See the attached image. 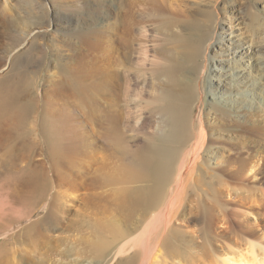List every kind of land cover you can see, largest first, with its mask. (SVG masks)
Instances as JSON below:
<instances>
[{
	"label": "bare ground",
	"instance_id": "1",
	"mask_svg": "<svg viewBox=\"0 0 264 264\" xmlns=\"http://www.w3.org/2000/svg\"><path fill=\"white\" fill-rule=\"evenodd\" d=\"M163 1L159 0L153 6V13L161 17L168 13L166 2ZM258 1L264 4V0ZM118 2L116 15L112 17L110 13L107 15L105 13L98 23L107 30V33L116 29V36L121 42V51L118 50L115 56L118 77L109 76L106 71L99 79V88L96 86L101 95H104L113 106L123 102L121 96L125 94L124 84L120 78L126 69L130 74L135 65L133 59L138 41L134 34L138 30L137 25L139 26L129 0ZM39 3V9L45 10L46 0H39ZM211 8L213 12L209 13L208 18L214 26L206 37H196L185 30L176 33L178 39L185 44L186 60L201 56L202 64L193 62L195 65L192 66L191 72L178 76L176 70L190 62L153 64V67H158L152 70L155 73L163 71L165 80L162 82L164 88L157 90L154 96V103L159 112L154 128L151 129L154 135L149 138L152 152L143 149L133 150L127 142L128 131L132 130L131 125L125 122L126 119L123 117L121 120L120 117L118 119L109 115V110L104 118L101 116L103 121L99 120L100 127L99 124H93V121L91 123L92 126H97L98 129L95 130L101 135L102 142L109 145L107 149L111 145L110 150L113 148L115 153L111 152L114 156L118 155L120 160L119 164L117 162L115 165L118 169H114L113 176L107 180L112 182L106 185L108 188L111 187L110 191H107L106 186L102 184L100 186L103 191L106 189V193H113L112 195L109 193L111 195L108 196L109 200L107 197L104 200H108L109 203L113 196L123 199L121 202L122 204L125 202L126 205H123L129 209L128 211L136 213L157 194L158 186L135 188L133 185L152 179L158 182L170 177L169 187L166 185L168 192L159 201L157 210L150 215L139 214L141 217L138 224H128L125 218L126 224H123L124 220L121 222L116 214H112L116 211L110 208L114 211L110 212V216L105 218L101 216L104 224H98V218L95 224L62 226L52 224L49 215L40 220L44 224L30 221V224L22 227L18 223L26 218H33L37 210L36 201H30V197L37 198L42 194L43 188L53 185L37 170L41 163L35 164L36 170L26 176L27 178L13 179L5 175L6 173L0 174V264H264V220L262 210L256 205L262 197L258 198V194L257 197L255 194L247 196L249 189L245 183L246 179L250 181L249 183H258V177L263 173L259 164L262 153L260 150L264 146V29L257 35L243 34L241 30L234 34L230 26L224 27L222 24L229 25L235 18L227 14L221 15L220 12H216L215 6ZM60 9L56 8L54 11L60 20L53 22V27H58L63 32L72 31L74 28L69 14ZM6 15L4 8L0 7V24L9 28L5 22ZM23 25L22 29H18L20 31L18 45L2 51L5 52L6 62L10 53L25 42L28 34L34 31L31 23L25 22ZM48 27H52L51 23ZM94 35L95 33L85 34L84 42L92 43ZM107 37L106 40H109L106 42L98 41L99 46H102L101 50L110 47L111 36L107 34ZM97 38L94 37L92 41L98 43ZM201 85L203 88L207 86L212 101L207 104L202 99V105L193 120L189 105L195 99L196 90ZM89 87L92 89L93 85ZM170 93L175 95L173 99H170ZM83 103L87 105L86 109L88 108L90 113L98 109L99 103L90 95L86 96ZM30 105V102L17 104L11 92L9 79L0 78V148L7 140L10 116L15 114L20 120L23 119ZM104 106L107 108L106 104ZM56 112L53 110L48 112V115L45 114L46 125L53 139V145L49 146L50 157L54 159L61 156L66 159L65 152L72 142L69 141V144L62 148L58 131L61 129L72 131L73 125H62L59 118L67 119L72 112ZM88 118L90 119V115ZM222 124L235 132L222 135L217 130V126ZM69 136L71 137L70 134ZM157 138L162 140L160 144ZM84 144L87 154L91 155L95 142L87 139ZM7 150L4 155H8ZM37 156L41 157V152ZM101 156L98 159L102 158ZM87 164L90 165L89 162ZM238 175H242L241 178ZM104 176L105 174L102 178ZM234 179L238 180L237 185H233ZM101 181L103 183V180ZM104 181L107 182L106 179ZM214 185H218L219 189H215ZM103 193L98 192L92 198L88 196L90 200L86 203L95 206L99 201L93 197ZM205 193L213 195L211 208L216 212L211 219L209 218L211 221L208 223L205 219L209 209L200 201V197L206 199ZM245 197H250L249 200L253 204L242 202L240 198ZM102 199L103 197L100 201H103ZM53 205L52 201L48 206L49 210ZM233 215L239 219L243 228L231 225ZM248 223L257 228H260L261 224L262 233L259 235L252 231L248 232L243 226ZM218 224H223L225 229H219ZM3 238L6 241L3 242L1 240ZM114 256L118 259L114 260Z\"/></svg>",
	"mask_w": 264,
	"mask_h": 264
},
{
	"label": "rangeland",
	"instance_id": "2",
	"mask_svg": "<svg viewBox=\"0 0 264 264\" xmlns=\"http://www.w3.org/2000/svg\"><path fill=\"white\" fill-rule=\"evenodd\" d=\"M118 1L119 0H46L47 7H44L45 10H40L38 6V4H40L39 0H0V7L4 8V13H7L5 22L9 26V28H6L0 24V43H3L0 45V78L5 77L9 79L11 92L17 104L31 103L23 119L20 120L15 114H13L12 117L10 116L8 121L7 140L5 145L0 148V174L4 175L6 173L5 175L13 179L27 178L26 176L31 175L32 172L36 170L35 164L38 165L41 163L39 167H37V170L43 175V178L50 181V184L53 185L46 189L43 188L42 194L38 195L37 198L30 197V201H36L37 210L33 218H26L18 223L21 224L22 227L30 224V221L44 224V222L41 221L49 215L52 224H61L62 226H69V224H95L98 220V224H104V219L101 218V216L104 218L108 217L113 210L116 212L112 214H116L121 222L124 220L123 224H126V222L128 224H138L141 217L139 214L150 215L154 213L158 205H160L159 201H161L168 192L170 177L158 182L152 179L133 185L135 188L150 185L158 186L156 190L157 194L152 197V200L150 199L148 203H145L143 207H141L143 211L141 208H139L136 213L128 211L129 209L125 206V202H123L125 205L121 202L123 199L113 198L114 196L108 203V196L111 197L113 193H106L105 190L107 189V191H110V186L112 185L109 186L110 188L107 186L112 182L108 181L113 176V170L118 169L115 165H117V162L119 164L120 160L118 155H115L117 157L114 156L115 152L112 150L113 148L110 150V147H112L111 145L107 149L109 145H105V143L102 142L101 135L95 130L98 128L96 125L92 126V121L93 124L101 123L102 117H105V113L108 114V110L109 115H113L118 119L121 118V120L123 117L124 120L126 119L125 122H129L131 125L132 130L128 131L127 135V142L131 148H133V150L143 149V151L152 152L153 148L149 145V138L154 135L152 133V128H154L153 126L159 112V109L156 108V104L154 103V96L157 90L164 88L162 82L165 80V73L163 71L155 73V71L152 70L158 67H153L154 62H190L186 63L181 69L176 70L175 73L177 76L179 74L183 75L187 72H191L192 66L195 65L193 62L199 65L203 62L201 56L186 60L185 44L180 38L178 39L176 33L185 30V32L192 33L193 36L206 37L207 33L211 31L214 26L208 18L209 13L213 12L212 6H215L216 12H220L221 15L227 14L235 18L229 25L228 23L222 24L224 27L230 26L234 34H237L238 30H241L243 34L257 35L264 29V4L260 3L258 0H161L164 3L166 2L168 7V13L165 14V17L153 13V6L159 0H129L130 5L133 7L136 23L139 24V26L137 25L138 30L134 34L135 39L138 41V44L136 42L137 50L133 59L135 65L130 74H128L127 69L125 70V74H121L120 79L124 84L123 93L125 94L122 95L121 92V99L123 102H119L117 106H113L104 95H101L102 93L99 89H96V86L99 88V79L102 78V74L106 71L108 75L110 74L109 76L118 77V70L115 67L117 62L115 56L118 50L121 51V42L116 36V29L113 28L114 30L108 31L107 33V30L98 23L101 22L100 17L105 15V13L106 15L110 13L109 15L112 17L116 15ZM56 8H61L60 10L66 11L69 14L70 22L74 28L72 31L68 30L63 32L60 28L53 27V22H58L60 20V17L54 14ZM126 11L128 14L132 15L129 10ZM93 21H95V23ZM25 22L31 23V28H34V31L29 34L28 31H26L28 34L27 39L10 53L9 59L6 62L4 57L5 52L2 51L6 48L18 45V34L20 33L18 29H22L24 27L23 23ZM49 23H51V28L48 27ZM93 33L98 35H94L93 38L98 37V40H96L97 42L101 41L100 43L109 40H106L108 38L107 34L111 36V42L109 43L110 47H106L107 49L104 47L105 49L101 50L102 46H99V42H93V38L91 39L92 43H85L83 39V37H85L84 35ZM95 47L99 48V50ZM217 58H219V56ZM91 85H93L92 89L89 87ZM196 91L194 95L195 99L189 105L193 120H195L197 112L202 105V99L207 104L212 101L207 86L203 88L201 85ZM88 95L92 96V98L99 103L97 104L98 109L94 113H90V110H88V108L86 109L87 105L85 106L83 103ZM174 96L170 93V99H173ZM102 102H104V104H102ZM105 104L107 108H105ZM53 110L57 111L56 113L65 111H68L67 113L72 112L70 113L71 115L68 116V120L65 119V117L59 118V123L62 125H73L72 131L63 129L58 131L60 146L62 148H64L66 144H69V141L72 142L73 145H70L69 149L65 152L66 159L61 156L54 159L50 157L49 146L53 145V139L51 131L46 125L45 114L47 113L46 115H48V112ZM111 112L113 114H111ZM87 114L90 115V119ZM132 124L134 126H132ZM100 126L99 124L98 127ZM217 130L224 136H226L227 133L235 132L227 128L224 124L218 125ZM67 133H69L71 137ZM86 138L88 140H93L96 144L91 155L87 154L85 150L84 141L87 140ZM71 139H73V141H71ZM157 140L159 144L162 141L159 138H157ZM101 147H103V149ZM6 150L8 151V155H4L7 153ZM260 151L262 153L259 165L263 173L259 175L258 183H249L250 181L247 179L245 183L249 189L247 196L255 194L257 197L258 194V198L262 197V199L258 200L256 205L262 210V219L264 220V146H262ZM39 152H41V157L37 156V158L36 155H38ZM108 152L111 154H108ZM97 154L100 156L102 155V158L98 159L100 156ZM62 156H64V154H62ZM80 157L83 159H80ZM96 157L97 159H95ZM103 158H105V161ZM78 159L82 163H80ZM63 160H65V162ZM87 162H89L90 165H88ZM81 164L87 165L82 166ZM2 165L4 166L2 167ZM104 174L105 178H102ZM241 176L242 175H238L240 178ZM97 178L99 180H97ZM105 179L108 181L105 182ZM101 180H103V183ZM236 182H238V180H232L233 185H237ZM101 184L103 186L107 185L104 191L100 189V186H102ZM166 185L168 187H166ZM214 188L219 189V186L214 185ZM78 189H80V191ZM98 192L99 194L103 192L106 193V195L105 193H103V195L101 194L103 201H100L102 198L101 195H97L94 196L93 199L99 202L96 203L95 206L88 205L86 203L90 200L88 196L92 198V196L98 194ZM109 193L111 195H109ZM42 195L44 196L42 197ZM204 195L206 199L200 197V201L209 209L205 219V222L208 223L216 212L211 208L213 195L211 193H205ZM105 198L108 200L105 201ZM240 199L242 202L253 204V202L249 200L250 197ZM52 201L54 205L52 209L49 210L48 206ZM87 206L91 210H89ZM108 208L113 210H108ZM233 209L236 208L233 207ZM94 210H97L99 213ZM227 210L229 211L230 208H227ZM92 212H94V214ZM108 212L110 213L109 215L107 214ZM231 215L232 212L230 213V216ZM235 217L234 215L232 216L233 221L231 225L233 227H241L242 224L239 219ZM93 218H95V220ZM243 226L248 232L252 231V233H258L259 235L262 233L261 224L260 228L253 227V225L249 223ZM218 228L224 230L225 226L223 224H218ZM1 240L3 242L6 241L5 238ZM115 258L116 256H114V260ZM122 258H124V256Z\"/></svg>",
	"mask_w": 264,
	"mask_h": 264
}]
</instances>
